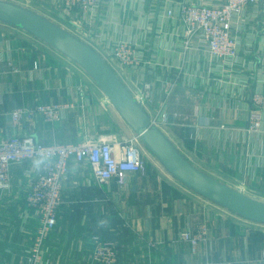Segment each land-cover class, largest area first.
I'll return each instance as SVG.
<instances>
[{
	"label": "crops",
	"instance_id": "crops-1",
	"mask_svg": "<svg viewBox=\"0 0 264 264\" xmlns=\"http://www.w3.org/2000/svg\"><path fill=\"white\" fill-rule=\"evenodd\" d=\"M47 1L60 7L58 0ZM186 1L223 0H102L94 24L82 22L80 29L110 64V40L136 39L140 65L111 64L123 83L136 97L150 84L145 109L157 121L166 114L160 128L192 164L264 198V128L245 134L252 94L264 90V3L245 5L233 22L238 57L223 60L212 58L197 39L186 46L179 15ZM169 8L173 18L164 16ZM88 79L52 46L0 22V141L13 135L46 145L126 138L130 126L104 94L85 86ZM50 102L69 104L62 119L47 122L39 115L11 123L15 108ZM40 164H12L8 186L0 188V264H27L40 222L26 196ZM185 187L149 169L129 174L120 185L97 178L87 161L70 160L57 222L44 243V264H94L95 235L115 247V264H264V224ZM201 226L205 239L193 249L181 234Z\"/></svg>",
	"mask_w": 264,
	"mask_h": 264
},
{
	"label": "built area",
	"instance_id": "built-area-1",
	"mask_svg": "<svg viewBox=\"0 0 264 264\" xmlns=\"http://www.w3.org/2000/svg\"><path fill=\"white\" fill-rule=\"evenodd\" d=\"M101 1L58 0V3L63 10L72 14L73 21L81 28L75 20L92 26L98 18ZM257 3H264V0H223L220 4L192 1L180 3L179 15L185 24L186 46L191 40L197 39L212 58L223 60L237 58L239 41L233 34V22L241 16L246 4ZM164 16L173 18L175 11L169 8L164 11ZM110 43L111 57L117 67L133 68L140 65L141 50L132 36L114 38ZM95 50L104 58V54ZM112 68L116 72L113 66ZM149 88L150 84L144 83L143 95L137 97L143 106L144 98L149 96L147 93ZM68 107L69 104L57 102L18 107L10 113L11 123L19 126L25 118H35L39 115L47 122H54L64 117ZM165 116L166 114H163L160 122L150 116L151 123L160 126V123L166 121ZM263 128L264 90H257L251 97L245 134L252 136L262 132ZM142 144L137 134L128 138L113 136L106 140L50 145L43 144L30 135H13L0 141V188L7 187L10 182L9 172L12 164L32 160L41 162L39 174L30 184L26 196L29 206L33 208L40 222L33 243L27 251V264H44V243L57 222V212L62 201V178L68 171L69 161H87L97 178L115 180L123 185L127 183L129 174L140 173L145 169L143 156L145 150ZM28 173H31V170ZM205 235L206 228L201 226L196 232L184 231L181 239L189 242L195 249L197 244L205 239ZM92 242L94 264L117 262L118 254L115 247L97 235L92 237Z\"/></svg>",
	"mask_w": 264,
	"mask_h": 264
},
{
	"label": "water",
	"instance_id": "water-1",
	"mask_svg": "<svg viewBox=\"0 0 264 264\" xmlns=\"http://www.w3.org/2000/svg\"><path fill=\"white\" fill-rule=\"evenodd\" d=\"M0 22L21 28L80 66L97 84L144 146L188 189L253 222L264 224V198L223 182L192 164L158 125L151 123L143 103L112 66L87 42L43 14L9 0H0ZM70 22L75 23L73 20ZM163 112L159 114L161 121Z\"/></svg>",
	"mask_w": 264,
	"mask_h": 264
},
{
	"label": "rangeland",
	"instance_id": "rangeland-1",
	"mask_svg": "<svg viewBox=\"0 0 264 264\" xmlns=\"http://www.w3.org/2000/svg\"><path fill=\"white\" fill-rule=\"evenodd\" d=\"M9 1H13L15 3L24 5L26 7H29L41 14H43L44 16H46L48 19L54 21L55 23H57L58 25H60L61 27H63L64 29H66L67 31L71 32L72 34H74L75 36H77L78 38L82 39L83 41L87 42L88 44L91 43L90 40L87 39L86 35L84 34V32L79 28V25L76 23H72L70 22L68 19L70 18V20H73L72 14L67 12L66 10H63L61 7L55 5L54 3H52L51 1H47V0H9ZM70 14V16H69ZM66 17V18H65ZM77 23L81 24L82 22L80 20H75ZM93 48L97 49V44H90ZM109 63V62H108ZM110 64V63H109ZM111 64H114L111 60ZM110 64V65H111ZM114 66H116L114 64ZM117 67V66H116ZM88 88L90 89H94V91H96V93H99V96H102L100 94H103L102 91L100 90V88L97 86V84L93 81V79L90 77V79H88L86 85ZM92 87V88H91ZM91 92V90H90ZM167 93H170L171 90H167ZM104 96V95H103ZM139 97H141L140 95H138ZM150 96H148L149 98ZM102 102H107L104 97H102ZM146 105L148 106L149 101H151V99L149 98V101L144 98ZM95 105H98V100H95L93 102ZM100 106V105H99ZM146 110V109H145ZM147 111V110H146ZM126 135V138L128 137H132L134 135H136V133L129 127L128 132L124 133ZM143 145V144H142ZM144 146V145H143ZM144 160H145V169H149L152 170V172L154 171V173H161L164 176H169L170 178H173L174 180H176V182H178L179 184H181L182 186H184L181 182H179L177 179H175L165 168L164 166L161 164V162L156 158V156L153 155L152 152H150L145 146H144ZM216 177V176H214ZM218 177V176H217ZM216 177V178H217ZM220 180V178H217ZM222 181V179H221ZM227 183V182H226ZM230 184V183H228ZM186 189H188L187 187H185ZM238 189V188H237ZM189 190V189H188ZM245 192L258 197L257 195L253 194L252 191L250 190H245ZM148 244L151 246H153L152 242L149 241Z\"/></svg>",
	"mask_w": 264,
	"mask_h": 264
},
{
	"label": "bare ground",
	"instance_id": "bare-ground-1",
	"mask_svg": "<svg viewBox=\"0 0 264 264\" xmlns=\"http://www.w3.org/2000/svg\"><path fill=\"white\" fill-rule=\"evenodd\" d=\"M107 98V97H106Z\"/></svg>",
	"mask_w": 264,
	"mask_h": 264
}]
</instances>
